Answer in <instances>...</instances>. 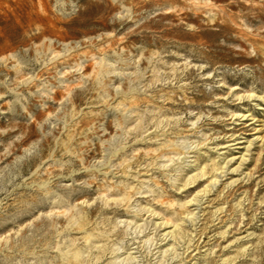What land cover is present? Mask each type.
Listing matches in <instances>:
<instances>
[{"label":"rangeland","instance_id":"rangeland-1","mask_svg":"<svg viewBox=\"0 0 264 264\" xmlns=\"http://www.w3.org/2000/svg\"><path fill=\"white\" fill-rule=\"evenodd\" d=\"M0 264H264V0H0Z\"/></svg>","mask_w":264,"mask_h":264},{"label":"bare ground","instance_id":"bare-ground-1","mask_svg":"<svg viewBox=\"0 0 264 264\" xmlns=\"http://www.w3.org/2000/svg\"><path fill=\"white\" fill-rule=\"evenodd\" d=\"M239 159V158H238ZM234 160V159H233ZM232 162V161H231ZM235 171H237V169L235 168V169H233L232 170V172L231 173H234Z\"/></svg>","mask_w":264,"mask_h":264}]
</instances>
